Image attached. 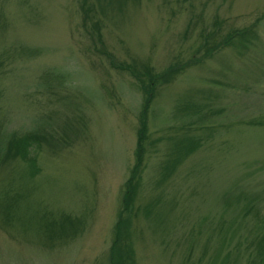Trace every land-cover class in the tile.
Returning a JSON list of instances; mask_svg holds the SVG:
<instances>
[{
	"label": "rangeland",
	"instance_id": "374dc122",
	"mask_svg": "<svg viewBox=\"0 0 264 264\" xmlns=\"http://www.w3.org/2000/svg\"><path fill=\"white\" fill-rule=\"evenodd\" d=\"M86 2L0 0V156L12 133L43 137L34 177L25 161H0V207L5 190L27 194L15 210L28 220L0 217V264H107L144 104L118 64L178 68L148 106L135 264L228 253L225 264H247L264 217V0ZM234 30L246 33L223 44ZM184 137L198 141L187 155ZM36 210L71 217L76 232L46 241L27 216Z\"/></svg>",
	"mask_w": 264,
	"mask_h": 264
},
{
	"label": "trees",
	"instance_id": "16d2710c",
	"mask_svg": "<svg viewBox=\"0 0 264 264\" xmlns=\"http://www.w3.org/2000/svg\"><path fill=\"white\" fill-rule=\"evenodd\" d=\"M81 6L84 8L85 4L87 5L86 0H81ZM246 32H240L239 30H234L229 32L225 39L223 40V44H229L231 42L232 36L239 34L238 36L244 35ZM206 39V38H205ZM204 39L203 45H207V41ZM213 50V46L206 49V55L210 54V50ZM120 69H127L128 72L132 74V76L139 83L140 88L143 92L144 104L142 108L140 125L138 128V137L136 143V160L135 164L130 170V175L128 180L125 183V190L121 200V208L118 212L117 219L115 221L113 227V239L111 241L109 247V253L107 257V264H135L134 260V249L131 242V229L130 222L133 213V202L137 193V189L139 186V179L141 174V168L143 164V154H144V141L146 138L147 125V111L150 102L153 99L155 94V90L157 85L161 83H167L171 80L172 74L177 71L178 68H170L165 71L162 75L153 74L151 71L145 66L144 70L139 71L128 65L127 68L122 64L117 65ZM196 108V106H193ZM43 137L38 132H26L22 134L12 133L5 144V150L2 156H0V161L6 162L9 159L18 158L22 161H25L28 165L26 173L30 177H34L35 174L39 171V167L36 164V157L30 154V149L40 148ZM176 145L177 152H182L181 154L187 155L194 151L198 146V141L189 137H184L179 139ZM185 151V153H184ZM182 155V156H183ZM180 161V157L166 160L164 162V170L165 173L162 175V178H165L169 173V170H173L174 166ZM172 168V169H171ZM10 190H5L3 197L5 203L0 207V217L7 224L17 223L19 221L20 226L27 227V219L25 220L24 212L21 214L18 213L15 207H19L18 199H25L27 194H24L19 191H14L10 193ZM21 193V194H20ZM20 197H18L19 195ZM228 204V203H227ZM29 206V203L28 205ZM27 206L24 208L25 214L27 212ZM250 208H254L252 205H249L248 210ZM19 210V209H18ZM148 210V209H147ZM23 215L24 217H21ZM52 212H39L38 210L32 212L30 215H27L30 221L34 223V229L37 235H42L43 238H46V241L54 242L60 236L70 237L72 233H75L76 230L75 220L66 215H57L54 216ZM257 217L256 220V229L257 234L254 236V240L250 241V245L253 246L247 260V264H264V217L255 214ZM27 218V217H26ZM31 223V222H30ZM75 230V232H74ZM69 231V232H67ZM69 235V236H68ZM224 242V238L222 239V243ZM223 244H221L222 246ZM221 248V247H220ZM218 253L214 254V259ZM229 253L227 254L228 257ZM222 259L221 264H225L227 259Z\"/></svg>",
	"mask_w": 264,
	"mask_h": 264
}]
</instances>
